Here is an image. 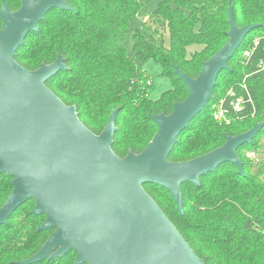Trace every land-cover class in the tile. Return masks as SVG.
Masks as SVG:
<instances>
[{"label": "trees", "instance_id": "trees-1", "mask_svg": "<svg viewBox=\"0 0 264 264\" xmlns=\"http://www.w3.org/2000/svg\"><path fill=\"white\" fill-rule=\"evenodd\" d=\"M0 0V5H1ZM16 10L21 0H4ZM72 9L52 8L14 51V59L29 70L49 64L58 55L65 69L47 86L67 105H75L79 119L95 134L110 112L118 108L111 149L123 157L131 149L141 152L157 127L150 114H168L184 100L188 89L174 67L196 77L203 61L227 41L228 9L238 26L258 23L243 37L228 59V68L216 77L212 97L178 135L170 161H185L219 146L226 135L235 136L264 122V0H161L132 34L133 56L155 60L173 87L156 99L149 93L152 80L126 50V34L142 0H65ZM1 26V21H0ZM248 52V56L244 55ZM245 88H244V87ZM228 89L247 95L239 112L228 121L214 120L211 104ZM229 98H224L228 107ZM253 152V157L246 154ZM243 173L223 163L197 183L180 185L183 213L168 190L144 185L204 264H264V126L236 150ZM12 176L0 173V208L13 186ZM32 199L15 209L0 226V264H21L36 253L54 228L38 230L44 214H34ZM71 250L54 259L31 264H74Z\"/></svg>", "mask_w": 264, "mask_h": 264}, {"label": "water", "instance_id": "water-1", "mask_svg": "<svg viewBox=\"0 0 264 264\" xmlns=\"http://www.w3.org/2000/svg\"><path fill=\"white\" fill-rule=\"evenodd\" d=\"M52 8L72 9L65 0H21L11 11L0 5V173L12 176L13 189L0 208V226L26 200L34 214H44L38 230L54 228L39 250L21 264L52 260L71 250L74 264H204L195 255L144 185L165 187L183 213L180 185L233 163L243 173L236 150L251 142L264 122L226 135L225 142L195 158L170 161L179 133L212 97L216 77L246 33L258 23L236 25L228 9L225 44L203 61L196 77L177 67L188 89L170 113L150 114L157 130L145 148L125 156L111 149L118 108L99 134L79 119L48 86L65 69L63 58L29 70L14 59L25 36Z\"/></svg>", "mask_w": 264, "mask_h": 264}, {"label": "rangeland", "instance_id": "rangeland-1", "mask_svg": "<svg viewBox=\"0 0 264 264\" xmlns=\"http://www.w3.org/2000/svg\"><path fill=\"white\" fill-rule=\"evenodd\" d=\"M161 0H142L143 4L135 14V16L132 18V20L129 23V30L126 34V50L127 53L130 56H133V51H132V46H133V39H132V34L136 29H139L146 20V18L149 16V14L155 10L158 7V3ZM135 61L139 66H141L142 69H144L150 76L152 80V88L149 93V98L151 100H156L158 99L163 92L171 89L173 87L172 80L165 76L163 74V67L162 65L155 61V60H146L142 61L137 59L135 56H133ZM232 89H228L225 95L220 97V100L225 98L228 93H230ZM219 100V101H220ZM218 102L214 101L211 104V115L214 113L213 111L217 109ZM213 118V117H212Z\"/></svg>", "mask_w": 264, "mask_h": 264}, {"label": "built area", "instance_id": "built-area-1", "mask_svg": "<svg viewBox=\"0 0 264 264\" xmlns=\"http://www.w3.org/2000/svg\"><path fill=\"white\" fill-rule=\"evenodd\" d=\"M244 55L248 56V52H245ZM258 66L260 68L264 67V59H261L258 63ZM244 87V86H243ZM245 88V87H244ZM229 98V102H228V107L224 106V98L221 99L220 101H218V105L216 106L217 109L214 110L212 113V117L214 120H223V121H228V115L229 112L235 113V112H239L243 109V106L246 102H251V98L249 97V95L246 96V98L242 95H236V93L234 91H231L230 93H228V95L226 96ZM248 157H253L254 153L253 152H248L246 154Z\"/></svg>", "mask_w": 264, "mask_h": 264}]
</instances>
